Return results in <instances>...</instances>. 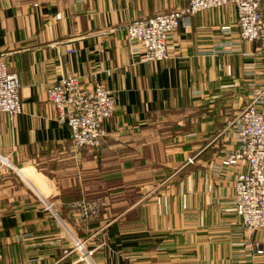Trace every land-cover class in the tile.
<instances>
[{
	"label": "crops",
	"instance_id": "1",
	"mask_svg": "<svg viewBox=\"0 0 264 264\" xmlns=\"http://www.w3.org/2000/svg\"><path fill=\"white\" fill-rule=\"evenodd\" d=\"M187 3L0 0V54L22 105L0 115V264H86L75 239L91 264H264V230L245 231L233 208L246 163L223 164L250 85L264 84V40L241 41L226 4L182 23L166 61H142L126 41V23ZM68 74L115 99L99 151L75 149L46 100ZM95 196L105 206L93 219L69 212Z\"/></svg>",
	"mask_w": 264,
	"mask_h": 264
},
{
	"label": "built area",
	"instance_id": "2",
	"mask_svg": "<svg viewBox=\"0 0 264 264\" xmlns=\"http://www.w3.org/2000/svg\"><path fill=\"white\" fill-rule=\"evenodd\" d=\"M226 4L236 8L241 41L264 40V0H188L182 8L126 23L123 29L131 55L145 62L170 59L168 43L182 23L201 11ZM250 87V100L234 119L237 147L223 161L224 165L246 163V170L235 178L232 202L247 232L264 230V84ZM20 88L16 72L0 54V115L12 119L21 113ZM45 95L68 127L72 146L98 151L107 136L104 122L113 116L116 104L106 85L95 82L85 88L77 76L68 74L49 85ZM102 201L82 198L68 208L88 221L101 211ZM71 251L78 254L77 262L91 264L93 250H86L83 241L75 239Z\"/></svg>",
	"mask_w": 264,
	"mask_h": 264
},
{
	"label": "rangeland",
	"instance_id": "3",
	"mask_svg": "<svg viewBox=\"0 0 264 264\" xmlns=\"http://www.w3.org/2000/svg\"><path fill=\"white\" fill-rule=\"evenodd\" d=\"M5 59H6V58H5ZM50 104H51V103H50ZM51 105H52V104H51ZM52 106H53V105H52ZM53 107H54V106H53ZM54 108H55V107H54ZM55 109H56V108H55ZM56 111H57V109H56ZM57 112H58V111H57ZM58 114H59V113H58ZM113 114H114V113H113ZM59 116H60V115H59ZM60 120H61V119H60ZM62 122L65 124L64 121H62ZM104 141H105V139H104ZM104 141H103V143H104ZM70 143H71V142H70ZM103 143H102V145H103ZM71 145H72V144H71ZM102 145H101V147H102ZM101 147L99 148V150L101 149ZM77 150H79V149H77ZM86 150H87V149H86ZM99 150H98V151H99ZM90 151H92V150H90ZM95 152H96V151H95ZM95 197H98V198H100V199L103 200V201H102V202H103V207L101 208V210H102V209L104 208V206H105V200H104L102 197H99V196H95ZM82 198H91V197H81L80 199H82ZM80 199H78V200H80ZM78 200H76V201H78ZM76 201H73V202L69 203L68 206L71 205L72 203L76 202ZM68 209H69V208H68ZM69 212L72 213L73 216L76 217L77 219H79V220H81V221H87V220H83V219H81L79 216H77L76 214H74V213L71 211V209H69ZM100 212H101V211H100ZM100 212H99V213H100ZM99 213H98V214H99ZM96 216H97V215H96ZM96 216H95V217H96ZM93 218H94V217H93ZM93 218H91V219H93ZM88 221H89V220H88Z\"/></svg>",
	"mask_w": 264,
	"mask_h": 264
}]
</instances>
